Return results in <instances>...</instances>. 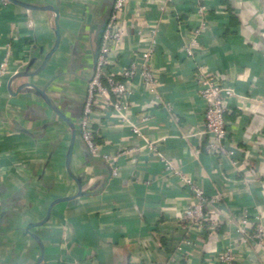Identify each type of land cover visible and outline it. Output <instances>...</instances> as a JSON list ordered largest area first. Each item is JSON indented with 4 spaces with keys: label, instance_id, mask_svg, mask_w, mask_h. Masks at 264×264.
I'll use <instances>...</instances> for the list:
<instances>
[{
    "label": "crops",
    "instance_id": "1",
    "mask_svg": "<svg viewBox=\"0 0 264 264\" xmlns=\"http://www.w3.org/2000/svg\"><path fill=\"white\" fill-rule=\"evenodd\" d=\"M20 1L52 10L0 0V264H221L227 249L231 264H264L253 235L260 226L264 239V0H125L107 69L136 62L153 84L136 77L122 110L92 104L97 156L79 123L116 0ZM49 52L35 76L11 79ZM199 73L232 90V155L208 150ZM63 118L84 195L53 204L78 192ZM183 178L203 192L202 218L185 215L197 199Z\"/></svg>",
    "mask_w": 264,
    "mask_h": 264
},
{
    "label": "built area",
    "instance_id": "2",
    "mask_svg": "<svg viewBox=\"0 0 264 264\" xmlns=\"http://www.w3.org/2000/svg\"><path fill=\"white\" fill-rule=\"evenodd\" d=\"M125 0H116L113 6V11L107 22L99 48V54L96 60L93 75L87 83V100L84 107L83 117L79 123L80 136L89 153L93 156H97L98 149L94 143V130L90 122V110L92 104L97 101L101 96H104L107 101V105L115 110H122L126 107L129 96L132 93V83L136 77H139L142 84L146 87H151L153 84V74L147 66H141L138 68L136 62H132L128 68L121 73L115 74L107 69L108 59L107 54L110 49V40L119 38V32L115 30V22L119 12L123 9ZM204 5L197 7V12L201 15L204 14ZM205 28V23L201 22L199 28L195 30V37ZM193 37L190 43L185 46L187 55L192 54V47L197 45V39ZM6 71V64L0 65V75ZM195 80L199 87V97L203 101V122H204V135H207L211 139V143L208 144V150L221 155H232L233 150L228 145V123L225 120L226 102L232 95V90L229 87H225L219 83L212 76H205L201 73L197 74ZM167 168L171 166L167 164ZM174 174L177 176L179 173L176 171ZM186 185L190 186L197 199L196 203L186 210V217L202 218V206L206 203L203 197V192L198 187L194 186L193 182L188 178H183ZM243 223L247 225L248 221L243 220ZM244 234L248 232L245 229H241ZM255 245L260 250V255L264 260V239L263 232L260 226H257L254 231ZM217 261L221 264H231L234 261V255L230 249L223 251L217 256ZM78 264H96L92 261Z\"/></svg>",
    "mask_w": 264,
    "mask_h": 264
},
{
    "label": "water",
    "instance_id": "3",
    "mask_svg": "<svg viewBox=\"0 0 264 264\" xmlns=\"http://www.w3.org/2000/svg\"><path fill=\"white\" fill-rule=\"evenodd\" d=\"M8 1H10V2H12V3H14V4H17V5H19V6H22V7L26 8V9L52 10V8H49V7H38V6H33V5L27 4V3H25V2H22V1H20V0H8ZM55 33H56V36H57V40H56V42H55V45H54L53 50H54L55 48H57V46H58V42H59L58 28H56ZM53 50H52V51H53ZM50 54H51V52H49V53L46 55V57H45L43 63L41 64V66L39 67V69H38L36 72H29V68H28V69H26V71H24V72H18V73H16L11 79H14V78H17V77H21V76H35V75H36L37 73H39L40 70L45 66V64L47 63V61H48V59H49V57H50ZM22 88H30V89L35 90V92H36L38 95H40L50 107H52L55 111H57V110L54 108V106H53L52 102L50 101V99L46 96L44 90H42V89L36 87V86H35L34 84H32V83H26V84H23L22 86H20V89H22ZM57 113H58L61 117H63L58 111H57ZM63 119L69 124V126H70V128H71V130H72V132H73V138H72V141H71L70 147H69L68 152H67V155H66V167H67L68 173H69V174L75 179V182H76V184H77V186H78V192H77V194H76L75 196H72L71 198H70V197H69V198H68V197H67V198H60V199L56 200L55 202H53V204L56 203V202L66 201V200L72 199V198H74V197L84 195L83 192L81 191V182H80V180H79L78 178H75V177L72 175V173L69 171V163H70V160H71V155H72V150H73V143H74L75 129H74L73 125L71 124V122H70L69 120H66L65 118H63ZM53 204H52V205H53ZM48 217H49V211H48V213H47V215L45 216V218H44L43 221H41V222H39V223H37V224H36V223H35V224H30V225L26 228V232L29 230V228H30L31 226H36V225L42 224L44 221H46V220L48 219ZM31 235L33 236V238H35V239L37 240V238H36L33 234H31ZM37 241H38V240H37ZM38 242H39V241H38ZM35 264H39V263L37 262V263H35Z\"/></svg>",
    "mask_w": 264,
    "mask_h": 264
}]
</instances>
